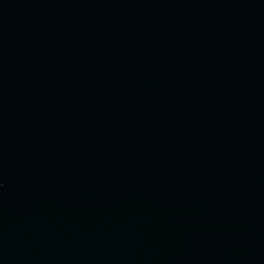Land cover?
<instances>
[{
    "label": "water",
    "instance_id": "water-1",
    "mask_svg": "<svg viewBox=\"0 0 264 264\" xmlns=\"http://www.w3.org/2000/svg\"><path fill=\"white\" fill-rule=\"evenodd\" d=\"M0 264H264V0H0Z\"/></svg>",
    "mask_w": 264,
    "mask_h": 264
}]
</instances>
